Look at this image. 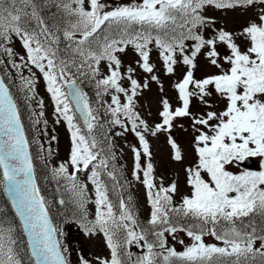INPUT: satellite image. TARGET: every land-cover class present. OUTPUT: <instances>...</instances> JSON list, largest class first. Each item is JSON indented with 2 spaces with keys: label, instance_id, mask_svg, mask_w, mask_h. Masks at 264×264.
Wrapping results in <instances>:
<instances>
[{
  "label": "snow or ice",
  "instance_id": "snow-or-ice-1",
  "mask_svg": "<svg viewBox=\"0 0 264 264\" xmlns=\"http://www.w3.org/2000/svg\"><path fill=\"white\" fill-rule=\"evenodd\" d=\"M0 194V264H264V0H0Z\"/></svg>",
  "mask_w": 264,
  "mask_h": 264
},
{
  "label": "rangeland",
  "instance_id": "rangeland-1",
  "mask_svg": "<svg viewBox=\"0 0 264 264\" xmlns=\"http://www.w3.org/2000/svg\"><path fill=\"white\" fill-rule=\"evenodd\" d=\"M40 93L42 96H44V98L47 100V95L46 93H44L43 91V86L41 85L40 88ZM170 96H174L173 92H169ZM149 98L151 100V107L152 110L155 111L156 110V92H155V88L153 89V92L149 94ZM147 103V102H146ZM47 112L49 113V120L51 121V107L49 106L47 108ZM51 126V125H50ZM57 133L60 136V143H59V158L63 159L66 156V152H67V135L63 129V127H59L57 128ZM155 145V149H156V159L159 161V172L163 173L165 175L166 178H176V173H179V181L181 183V185H183V181H184V176H183V172H182V165L180 164H175L169 161L168 159V147L167 145L163 142V138H161L159 141H154L153 142ZM185 150L188 153L187 159L185 160V163H190L193 156H192V152H191V147L190 145H185ZM186 190V189H183ZM138 196H139V203H140V207L142 209V214L147 215V209L144 207V193H143V189H139L138 191ZM93 252H99V251H103L102 248H100L99 246H93L92 248Z\"/></svg>",
  "mask_w": 264,
  "mask_h": 264
},
{
  "label": "trees",
  "instance_id": "trees-1",
  "mask_svg": "<svg viewBox=\"0 0 264 264\" xmlns=\"http://www.w3.org/2000/svg\"><path fill=\"white\" fill-rule=\"evenodd\" d=\"M25 121L27 123V112L25 111ZM29 135L32 134V130L29 126ZM36 166L38 169V178H39V183L42 186V189L44 193L49 197L52 198L55 195V184L51 182L48 178L49 173L48 170L44 167L43 163L39 160L36 161ZM0 206L6 207L8 209V216L11 218L13 216V213L10 209V206L7 205L6 203V197H4L2 194H0ZM142 215V212H141ZM75 233H73V239H76Z\"/></svg>",
  "mask_w": 264,
  "mask_h": 264
}]
</instances>
